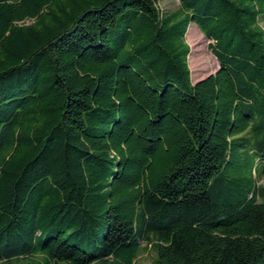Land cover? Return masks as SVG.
Listing matches in <instances>:
<instances>
[{
  "label": "trees",
  "instance_id": "trees-1",
  "mask_svg": "<svg viewBox=\"0 0 264 264\" xmlns=\"http://www.w3.org/2000/svg\"><path fill=\"white\" fill-rule=\"evenodd\" d=\"M177 1L0 0V264H264V0Z\"/></svg>",
  "mask_w": 264,
  "mask_h": 264
},
{
  "label": "rangeland",
  "instance_id": "rangeland-1",
  "mask_svg": "<svg viewBox=\"0 0 264 264\" xmlns=\"http://www.w3.org/2000/svg\"><path fill=\"white\" fill-rule=\"evenodd\" d=\"M157 7L162 12L176 11L179 8L177 0H155ZM260 25L264 28V18L260 19ZM186 43L190 47L187 64L190 71V81L195 83L215 73L218 62L208 49L210 41L204 38L196 25L190 24L185 34ZM263 162V163H262ZM260 165L264 166V161ZM257 185L264 186V173L257 177ZM155 255L146 242L140 241V250L133 264H154ZM11 264H24V262H13Z\"/></svg>",
  "mask_w": 264,
  "mask_h": 264
}]
</instances>
